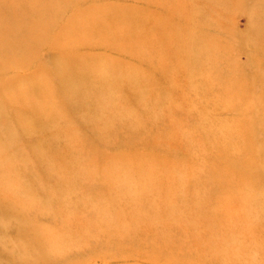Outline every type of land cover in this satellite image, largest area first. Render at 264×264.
I'll list each match as a JSON object with an SVG mask.
<instances>
[{
	"label": "rangeland",
	"instance_id": "1",
	"mask_svg": "<svg viewBox=\"0 0 264 264\" xmlns=\"http://www.w3.org/2000/svg\"><path fill=\"white\" fill-rule=\"evenodd\" d=\"M38 18L0 88V264H264V0H0Z\"/></svg>",
	"mask_w": 264,
	"mask_h": 264
},
{
	"label": "bare ground",
	"instance_id": "2",
	"mask_svg": "<svg viewBox=\"0 0 264 264\" xmlns=\"http://www.w3.org/2000/svg\"><path fill=\"white\" fill-rule=\"evenodd\" d=\"M229 4V3H228ZM227 5V3H226ZM224 6V5H223ZM222 9V8H221ZM222 11V10H221ZM223 12V11H222ZM226 12V10H225ZM224 13V12H223ZM230 14V13H229ZM226 15V14H225ZM224 16V14H223ZM229 15H227L228 17ZM226 17V16H225ZM14 20H2V22L0 24L5 23H9L7 24L8 27V35L4 36L0 35V88L1 89H5L7 86L11 85H15V82L13 81V84L10 83L7 80H3V73L6 70H12L13 67H18L20 68H27L29 67L28 65H30V63H27V61L29 60V58L31 57H36L39 52H41L42 50H44L46 47L51 48V46L49 44H47L48 42L47 39L49 38V36L52 34L51 32L47 31L46 28H48L47 24L48 22H43L41 20V18H38V20L35 19H29L23 22H20V24H16L13 22ZM228 27V26H227ZM222 28V27H221ZM224 28V27H223ZM232 29V28H231ZM223 31V30H222ZM228 31V30H227ZM230 32V31H229ZM233 35V33H232ZM232 35L230 36L232 38ZM227 36V35H226ZM223 38V37H222ZM226 39V37H225ZM221 40V39H220ZM231 40V39H230ZM229 40V41H230ZM233 40V39H232ZM231 40V41H232ZM228 41V40H227ZM220 42V41H219ZM217 43V42H216ZM223 43V42H222ZM229 43V42H228ZM263 43V42H262ZM221 45V44H220ZM217 46V45H215ZM45 54V53H44ZM227 56V54L225 55ZM210 58V57H209ZM219 58V57H218ZM224 59V58H223ZM228 59V58H227ZM44 60V59H43ZM46 60V58H45ZM217 60V58H216ZM39 61V60H38ZM48 62V60H47ZM39 63V62H38ZM46 63V61H45ZM44 63V64H45ZM37 65V64H36ZM31 67V66H30ZM37 69V67H36ZM46 69V68H45ZM52 69V68H51ZM35 70V69H34ZM33 70V71H34ZM192 70V69H191ZM230 70V69H229ZM232 70V69H231ZM230 70V71H231ZM13 71V70H12ZM31 71V70H30ZM49 71V70H46ZM21 72V71H20ZM49 73V72H48ZM15 74V73H14ZM17 75V74H16ZM50 75V74H49ZM6 77V76H5ZM12 80V79H11ZM7 81V82H6ZM12 82V81H11ZM7 84V85H6ZM58 85V84H57ZM3 86V87H1ZM213 86V85H212ZM211 86V87H212ZM214 87V86H213ZM212 87V88H213ZM57 88V87H55ZM76 89V88H73ZM4 95L6 98H12V97H17L13 95V92L10 94H2ZM231 97V96H230ZM18 98V97H17ZM37 103V102H36ZM30 104V103H29ZM23 106H27L23 104ZM10 111V110H8ZM20 124L24 125V129L26 130V125L27 122H20ZM241 131V130H240ZM29 133V132H28ZM242 135V134H241ZM241 137V136H240ZM132 148V147H131ZM108 155V154H107ZM220 185V184H219ZM45 220V217H44ZM114 228H110V229H105L104 231V235H106V237L111 236L112 234H110L111 232L115 231L116 234L121 235L122 234H126V235H130L132 234L131 231H127L125 232V229L123 226H112ZM121 230V232H120ZM125 232V233H123ZM133 237H136L135 232ZM114 235V233H113ZM119 236V235H118ZM189 248V247H188ZM196 248H198L196 246ZM198 250V249H197ZM182 252V250H181ZM185 254V253H184ZM178 257V256H177ZM178 259V258H177ZM116 262V261H115ZM94 264V263H93ZM114 264V263H113ZM120 264V263H119Z\"/></svg>",
	"mask_w": 264,
	"mask_h": 264
}]
</instances>
